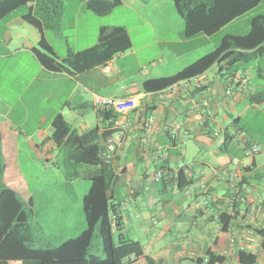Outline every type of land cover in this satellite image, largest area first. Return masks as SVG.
I'll list each match as a JSON object with an SVG mask.
<instances>
[{
  "label": "crops",
  "instance_id": "obj_1",
  "mask_svg": "<svg viewBox=\"0 0 264 264\" xmlns=\"http://www.w3.org/2000/svg\"><path fill=\"white\" fill-rule=\"evenodd\" d=\"M120 1L108 14L100 15L89 8V0H63L53 27H47L36 13L35 0H6L0 5V24L6 19L0 34L3 165L20 166L22 158L54 165L58 147L50 136L52 121L60 113L80 133L99 126L104 150L106 138L119 130L101 119L94 93L135 97L137 105L118 115L124 137L110 164L115 175L110 190L112 219L121 227L117 235L144 246L143 254L132 255L124 263L208 264L213 254L220 257L214 264H252V256L253 264H264V153L245 157L239 143L231 141L225 147L213 134L218 128L264 144V49L258 53L243 50V58L233 64L222 57L191 78L188 90L175 95L167 93V88H143L145 80L173 75L213 51L212 36L220 34L222 41L228 34H247L251 19L259 15L253 12L263 0L215 32L192 37L185 35V20L173 0ZM21 8L23 12L14 13ZM116 13H120L118 22H99L95 17ZM236 22H244L242 32L227 31ZM104 26L125 27L131 48L83 71L73 73L59 66L68 55L98 44ZM132 29L138 30L137 47ZM129 51L133 55L156 53L140 83L117 63ZM145 65L139 63V67ZM176 123L181 126L173 139ZM4 169L6 180L8 170ZM159 169L163 177L156 181ZM80 179L84 178L74 181ZM201 179L206 189L199 187ZM90 186L86 184L88 191ZM44 207L43 233L52 240V224L68 227L72 219L67 223L51 220ZM0 217L6 222L29 220L27 213L17 221ZM73 223L76 235L80 234L83 217Z\"/></svg>",
  "mask_w": 264,
  "mask_h": 264
},
{
  "label": "trees",
  "instance_id": "obj_2",
  "mask_svg": "<svg viewBox=\"0 0 264 264\" xmlns=\"http://www.w3.org/2000/svg\"><path fill=\"white\" fill-rule=\"evenodd\" d=\"M5 1L0 0V5ZM35 1L36 13L43 19L45 25L55 26L61 14L63 0ZM173 1L177 12L185 20L187 37L200 32L213 33L261 2V0ZM120 2V0H89L88 6L94 12L105 15ZM131 46L132 42L125 27L104 26L100 31L98 44L68 55L59 66L73 73L83 71L108 62ZM262 49H264V14H259L251 19V29L247 34L226 35L213 51L173 75L145 80L143 88L146 91L163 90L177 81L204 73L222 57L228 59L227 64H233L235 60L243 58V50H253V53H258ZM100 114L106 119L118 117V113L110 109L100 110ZM100 136L99 126L86 133H80L63 114L55 116L50 139L58 147V153L53 164L61 169L69 181L84 178L91 182L83 200L86 228L79 235L57 246L35 247L34 226L30 220L6 222L0 217V264H10L11 260L19 261L18 264H125L126 258L144 253V246L140 241L131 240L122 234L117 235L121 227L112 219L113 203L110 194L115 175L110 164L104 163L101 159L103 146ZM231 138L232 136L226 133L225 147L231 145ZM4 170L0 154V197L8 188L3 181ZM96 236L100 238L101 254L93 251ZM219 260V256L210 254L208 264H214ZM250 262L252 264L255 262L254 256Z\"/></svg>",
  "mask_w": 264,
  "mask_h": 264
},
{
  "label": "rangeland",
  "instance_id": "obj_3",
  "mask_svg": "<svg viewBox=\"0 0 264 264\" xmlns=\"http://www.w3.org/2000/svg\"><path fill=\"white\" fill-rule=\"evenodd\" d=\"M23 11L24 8H21L14 13L17 14ZM261 13H264V0L253 12V14ZM95 17L99 22H118L120 13L112 14L111 16ZM128 24L131 26V23ZM5 26L6 19L0 24V34L4 33ZM243 26L244 22H236L229 26L227 31L242 32ZM131 34L137 47L140 40L138 30L132 29ZM220 41V34L212 36L210 40L211 50L216 48L220 44ZM187 47H191V44H188ZM155 56L156 53L154 52L133 55L129 51L126 56L118 58L117 63L126 70L125 74L132 75L134 80L140 83L143 80L142 78H144L142 73L149 70ZM140 62L146 63V65L139 67ZM159 62V60L154 61V64L158 65ZM123 82L125 81H122V84H125ZM4 168L8 170V176L6 180H3L8 188L4 191L3 194L5 196L0 203V215L5 219L17 221L24 219L26 213L29 217V209L32 210L33 214L29 217V220L34 226L35 247L57 246L72 236V238L77 236L76 231L73 229L75 225L73 220L77 222L83 217L84 229L86 228L83 200L84 195L88 191L86 184L91 183L89 180L80 179L79 182L74 180L69 181L61 169L55 165H45L43 161L31 158H22L20 166L9 165L4 166ZM44 206H47L51 220L56 219L59 222L60 219L67 223V220L72 219L71 224H67L68 227L64 225L60 226L56 223L55 225L52 224V240L45 238L43 233ZM93 251L97 254L102 253V246L98 236L94 239Z\"/></svg>",
  "mask_w": 264,
  "mask_h": 264
},
{
  "label": "built area",
  "instance_id": "obj_4",
  "mask_svg": "<svg viewBox=\"0 0 264 264\" xmlns=\"http://www.w3.org/2000/svg\"><path fill=\"white\" fill-rule=\"evenodd\" d=\"M106 69L110 70L111 66L109 64L106 65ZM191 86V78L183 79L180 81L175 82L174 84L167 87L166 92L169 94H177L181 90H188ZM231 88L228 89V93H231ZM94 104L99 110H106L110 109L113 110L115 113H122L125 112L137 105V100L135 97L126 98V97H110L104 96L101 94L94 93ZM208 112H211L210 109H207ZM101 119L107 121L108 123H112L114 128H118L119 132L117 135H110L106 138L105 148L101 153V159L106 164H111L114 155L116 154L118 145L122 143L124 137V129L123 124L120 123L118 117H110L105 118L101 115ZM152 121V117L150 120ZM180 123H176L173 130H172V138L175 139L178 134V130L180 128ZM147 127H151V122L147 123ZM214 136L218 138V141L223 144L225 142L226 133H223L220 129H215L213 131ZM232 136V140L235 143H239L240 147H243V153L245 157H251L258 153H264V144L256 141H249L244 136ZM234 162H239L238 157L233 158ZM181 166H184V163H181ZM163 177V170L159 169L154 174V179L159 181ZM198 185L201 189H206L207 185L206 182L201 179L198 181ZM209 200H205V204H208Z\"/></svg>",
  "mask_w": 264,
  "mask_h": 264
}]
</instances>
